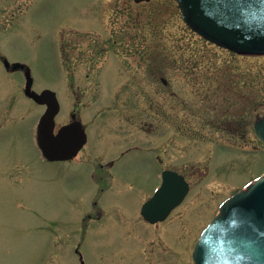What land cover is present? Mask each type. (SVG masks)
I'll return each instance as SVG.
<instances>
[{"label": "rangeland", "instance_id": "obj_1", "mask_svg": "<svg viewBox=\"0 0 264 264\" xmlns=\"http://www.w3.org/2000/svg\"><path fill=\"white\" fill-rule=\"evenodd\" d=\"M0 54L57 92L60 123L75 109L89 130L80 157L43 159L45 108L0 58V264H80L79 243L86 264H193L222 201L264 175V55L207 40L176 0H0ZM137 143L109 172L89 163ZM165 168L190 192L149 224L140 208Z\"/></svg>", "mask_w": 264, "mask_h": 264}, {"label": "water", "instance_id": "obj_2", "mask_svg": "<svg viewBox=\"0 0 264 264\" xmlns=\"http://www.w3.org/2000/svg\"><path fill=\"white\" fill-rule=\"evenodd\" d=\"M177 1L184 20L208 40L242 54H264V0ZM6 65L10 63L6 61ZM13 69H25L27 95L48 105L37 134L45 157L63 160L75 156L79 146L66 134L62 137L63 131L58 135L53 132L59 109L56 93L50 89L34 91L31 70L24 64L14 63ZM256 131L264 140V117L257 121ZM188 191L183 175L165 171L161 187L143 206V215L151 222L165 219ZM194 259L196 264H264V176L222 204L203 232Z\"/></svg>", "mask_w": 264, "mask_h": 264}, {"label": "flooded vegetation", "instance_id": "obj_3", "mask_svg": "<svg viewBox=\"0 0 264 264\" xmlns=\"http://www.w3.org/2000/svg\"><path fill=\"white\" fill-rule=\"evenodd\" d=\"M63 25V24H62ZM60 29H61V27H60ZM60 29H59V31H60ZM59 36V35H58ZM59 49H60V51H59V53H60V56H61V62H62V68H63V71H64V76H65V79H66V81H67V87L69 86V82H68V76L66 77V75H67V67H66V63H65V59L66 58H64V55H63V45H61L60 44V46H59ZM0 58H1V60H2V55L0 54ZM21 71H24L23 69H21ZM155 76H156V74H155ZM102 78H103V80H104V82L106 83V81H105V78H104V74H103V76H102ZM153 79H155V78H153ZM162 81V83H163V85L164 86H169V82L167 81V80H165V78H162L161 79ZM149 81V80H148ZM141 82H143L142 84H140V85H144V79L141 81ZM69 89H74V87H73V85H72V87L70 86V87H68ZM82 88L80 87V86H78V87H76L74 90H81ZM60 102H61V100H60ZM63 112H65V110H64V107L62 106V103H61V110H60V113H59V117H60V115L63 113ZM59 117H58V120H57V128H60V127H62L63 125H66V124H68V123H71L72 121H76V122H80V123H82V127H83V129L86 131V133H87V138H86V142L84 143V145H83V147H82V149L80 150V152H79V155L76 157V158H78V157H80V155H81V153L84 151V150H86L85 148H87L88 147V143H89V136H88V126H86V124H84V122H83V120H82V118H80V114H79V112L76 110L75 111V109L71 112V114L69 113V122H64V123H60L59 122ZM58 130V129H57ZM139 147V144L137 143L136 145H133V146H129V147H127V148H125V149H123V150H120V152H119V154H117V156L115 155V156H112L111 158H109V160H107L105 163H103L101 160H99V161H97V158L98 157H101V158H104L103 156H105V155H99L98 157H92V156H90V155H88V157H89V159H90V162L89 163H92V164H94L95 166H96V168L98 169V167H99V169L100 170H102V171H106V172H109V170L111 171L115 166H116V164L121 160V158L123 157V156H125L127 153H129L130 151H132L133 149H137ZM118 153V152H117ZM75 158V159H76ZM98 166V167H97ZM107 174V173H106ZM141 214V213H140ZM142 216V215H141ZM98 218H101V212H98ZM142 218H143V216H142ZM143 220H145L144 218H143ZM80 245V243L78 244V246ZM77 246V247H78ZM76 247V248H77ZM75 248V251L77 252V254H78V257H79V261H80V264H81V260H80V252H79V250L78 249H76Z\"/></svg>", "mask_w": 264, "mask_h": 264}]
</instances>
